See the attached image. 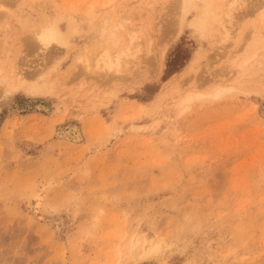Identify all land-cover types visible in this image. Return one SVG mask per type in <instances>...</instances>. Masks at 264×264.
Segmentation results:
<instances>
[{"label": "rangeland", "instance_id": "374dc122", "mask_svg": "<svg viewBox=\"0 0 264 264\" xmlns=\"http://www.w3.org/2000/svg\"><path fill=\"white\" fill-rule=\"evenodd\" d=\"M185 1H0V264H264V0Z\"/></svg>", "mask_w": 264, "mask_h": 264}, {"label": "bare ground", "instance_id": "6f19581e", "mask_svg": "<svg viewBox=\"0 0 264 264\" xmlns=\"http://www.w3.org/2000/svg\"><path fill=\"white\" fill-rule=\"evenodd\" d=\"M1 1V0H0ZM191 5H192V0H187V1H185V4H184V12H183V15H182V18H181V21H180V23H178L177 21H175L174 22V25L176 26V28H178V30H181V28H182V24H183V22L185 21V19H186V16H187V14L191 11ZM262 17H264V13H262ZM200 20L197 22V24L199 25L198 26V28L201 30V29H203L204 27H205V21L203 20V17H200L199 18ZM101 21H102V30H101V33L103 34L105 31H106V29H107V24H108V20L105 18V17H103V19H101ZM218 23H219V25H221V28H222V32L224 33V35H225V38H228V36L231 34V26H230V24H228V22L227 21H225V20H223L222 18L221 19H219V21H218ZM101 29V28H100ZM175 31V30H174ZM178 32V31H177ZM178 33H176V35H177ZM61 38H62V36H61V33H60V30L57 28V27H55V26H53V27H49V28H47V29H45V30H43L42 31V33L39 35V40L43 43V44H45V45H48V44H50V42H52V41H58V42H61ZM225 38H223V40H226ZM167 46V45H166ZM165 48V47H164ZM223 49V48H222ZM226 52V51H225ZM163 55V54H162ZM161 57H163V56H161ZM118 60H119V58H118ZM104 62L110 69L111 68H118L119 67V64H120V62L118 61H113L112 60V58L110 57V55H109V53L108 52H106L105 53V55H102L101 56V58H99L98 59V62H97V67H100L101 66V63L100 62ZM117 62V63H116ZM245 62H248V60H245ZM244 66V65H243ZM102 67V66H101ZM22 73L20 72V71H18V73H17V75H21ZM231 87V86H230ZM230 87H223L222 89H220V90H225V89H229ZM233 87V86H232ZM74 130V129H73ZM76 131V130H75ZM74 131V132H75ZM70 133H72L73 134V132H71V131H68V132H66L65 134L66 135H69ZM77 133H78V131H77ZM76 133V134H77ZM78 135V134H77ZM76 135V136H77ZM70 136H71V134H70ZM73 136H74V134H73ZM78 137H79V135H78ZM150 237V236H149ZM143 243H144V245L142 246V249H141V253L143 254V255H147V254H150V253H152V252H155L158 248H159V246L161 245V241H153V239H152V241L149 243L148 241V236H144L143 238ZM139 238L138 239H136L135 241H134V243H132V245H131V247H133L137 242H139ZM133 242V241H132ZM134 248V247H133ZM133 248H132V250H133Z\"/></svg>", "mask_w": 264, "mask_h": 264}]
</instances>
